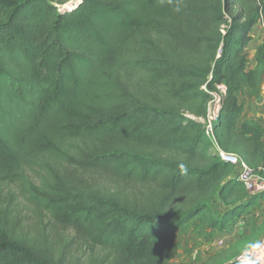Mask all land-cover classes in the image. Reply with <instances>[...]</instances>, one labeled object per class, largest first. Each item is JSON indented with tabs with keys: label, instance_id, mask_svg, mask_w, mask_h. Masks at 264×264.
Listing matches in <instances>:
<instances>
[{
	"label": "trees",
	"instance_id": "trees-1",
	"mask_svg": "<svg viewBox=\"0 0 264 264\" xmlns=\"http://www.w3.org/2000/svg\"><path fill=\"white\" fill-rule=\"evenodd\" d=\"M66 3L0 0V188L15 186L88 254L44 229L24 235L0 207V264H170L181 229L221 233L264 195L187 117L205 116L203 87L224 85L217 144L264 169V128L237 127V94L264 84V41L252 70L245 53L264 0ZM250 248L196 264H246Z\"/></svg>",
	"mask_w": 264,
	"mask_h": 264
},
{
	"label": "rangeland",
	"instance_id": "rangeland-1",
	"mask_svg": "<svg viewBox=\"0 0 264 264\" xmlns=\"http://www.w3.org/2000/svg\"><path fill=\"white\" fill-rule=\"evenodd\" d=\"M77 0H68V3L59 5L60 10L75 6ZM264 41V29L256 27L251 33L249 44ZM33 179H37L30 173ZM98 181L107 185V181L97 176ZM0 207H6L11 213V222L24 235L38 236L44 229L57 247L67 242L71 243L70 250L75 257H83L87 250H82L80 240L72 231H65L60 227L53 226L48 217L27 204L18 194L15 186L0 188ZM239 219V220H238ZM235 224L229 225L222 233H215L208 228L200 231L193 230L194 224H189L180 230L177 243L179 246L176 257L170 264H196L205 261L208 257L229 248L234 243L239 247H251L248 249L249 256H256L259 244L264 241V201L254 209L246 211ZM253 247V248H252ZM88 254V253H87Z\"/></svg>",
	"mask_w": 264,
	"mask_h": 264
},
{
	"label": "built area",
	"instance_id": "built-area-1",
	"mask_svg": "<svg viewBox=\"0 0 264 264\" xmlns=\"http://www.w3.org/2000/svg\"><path fill=\"white\" fill-rule=\"evenodd\" d=\"M257 25L264 29V22H259ZM203 90L210 96L205 116L198 118L187 117L202 125L205 136L211 143L210 153L218 157L222 162L228 163L233 167L234 179L241 183L250 195L264 194V169L257 171L250 169L240 156L224 152L217 144L214 123L220 118L223 98L226 94L225 86L216 85L215 89L211 91L203 87ZM238 260L246 264H264V241L259 244L256 256L243 254L238 257Z\"/></svg>",
	"mask_w": 264,
	"mask_h": 264
},
{
	"label": "crops",
	"instance_id": "crops-1",
	"mask_svg": "<svg viewBox=\"0 0 264 264\" xmlns=\"http://www.w3.org/2000/svg\"><path fill=\"white\" fill-rule=\"evenodd\" d=\"M256 25L254 29L257 27ZM260 27V26H258ZM261 28V27H260ZM263 41L255 43V44H248L245 48V53L248 58L247 68L249 70L254 69L255 67V53L257 48L261 45ZM237 100L239 104L243 107V113L238 120L237 127L240 129L241 125L244 122H258L264 128V84H261L257 89H249L244 88L237 94ZM264 201V195L259 198L258 205ZM239 220V219H238ZM236 221H233L232 224H235ZM228 225V226H229ZM227 226V227H228ZM222 233V232H221Z\"/></svg>",
	"mask_w": 264,
	"mask_h": 264
},
{
	"label": "clouds",
	"instance_id": "clouds-1",
	"mask_svg": "<svg viewBox=\"0 0 264 264\" xmlns=\"http://www.w3.org/2000/svg\"><path fill=\"white\" fill-rule=\"evenodd\" d=\"M178 10V9H177ZM181 167H183V166H181Z\"/></svg>",
	"mask_w": 264,
	"mask_h": 264
}]
</instances>
